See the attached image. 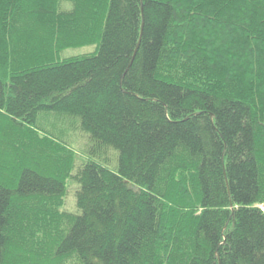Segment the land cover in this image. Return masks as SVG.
I'll return each mask as SVG.
<instances>
[{
    "label": "trees",
    "instance_id": "trees-1",
    "mask_svg": "<svg viewBox=\"0 0 264 264\" xmlns=\"http://www.w3.org/2000/svg\"><path fill=\"white\" fill-rule=\"evenodd\" d=\"M70 261L264 264V0H0V264Z\"/></svg>",
    "mask_w": 264,
    "mask_h": 264
},
{
    "label": "rangeland",
    "instance_id": "rangeland-1",
    "mask_svg": "<svg viewBox=\"0 0 264 264\" xmlns=\"http://www.w3.org/2000/svg\"><path fill=\"white\" fill-rule=\"evenodd\" d=\"M95 52H96V46H93V45L85 46V47H78V48H71V49L64 51L61 55V58L64 60V59L77 57V56L90 55ZM68 139H71L75 143V145L78 147V149H81L82 151L85 150V138L83 135L79 133H75V134L70 133V135L68 136ZM83 160H84L83 158L82 159L80 158L77 162V165H80L83 162ZM77 188H78L77 184L70 183L64 210L71 212V213H74L77 211V207H76ZM45 217L46 215H43L41 224L43 223ZM45 229L46 227L44 226L32 232L30 234L32 236V239H34V241H41L43 235L40 232ZM68 264H77V263L70 261Z\"/></svg>",
    "mask_w": 264,
    "mask_h": 264
}]
</instances>
